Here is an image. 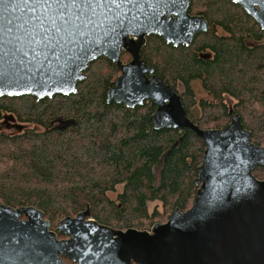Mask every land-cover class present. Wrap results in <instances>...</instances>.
I'll list each match as a JSON object with an SVG mask.
<instances>
[{
	"label": "water",
	"instance_id": "95a60500",
	"mask_svg": "<svg viewBox=\"0 0 264 264\" xmlns=\"http://www.w3.org/2000/svg\"><path fill=\"white\" fill-rule=\"evenodd\" d=\"M232 1L264 29V0ZM190 5L0 0V97L74 94L91 63L107 57L121 70L107 91L108 103L135 108L151 101L157 129L190 128L206 145L192 207L176 208L147 230L99 223L90 206L52 228L41 209L0 203V264H71L64 257L72 264H264V180L251 173L253 163H264V147L252 145L238 115L226 128H200L175 88L142 57L148 36L189 46L208 30L206 17L192 14Z\"/></svg>",
	"mask_w": 264,
	"mask_h": 264
},
{
	"label": "trees",
	"instance_id": "16d2710c",
	"mask_svg": "<svg viewBox=\"0 0 264 264\" xmlns=\"http://www.w3.org/2000/svg\"><path fill=\"white\" fill-rule=\"evenodd\" d=\"M190 12L206 17V32L189 46L148 36L142 57L174 88L178 81L186 84L182 101L188 112L193 79L201 78L219 97L215 104L203 102L196 121L201 126H220L230 118L222 91L237 98V107H257L240 115L264 142V45L248 44L262 31L232 0H191ZM207 52L209 57L199 55ZM122 58L131 57L124 52ZM119 74L114 62L101 57L74 94L0 97V120L12 115L24 125L0 129V203L41 209L52 228L90 206L92 218L123 230L150 229L176 208L192 205L206 149L202 138L190 128L157 129L151 101L135 108L108 103L107 91ZM60 119L71 121L61 125Z\"/></svg>",
	"mask_w": 264,
	"mask_h": 264
},
{
	"label": "flooded vegetation",
	"instance_id": "af4514ba",
	"mask_svg": "<svg viewBox=\"0 0 264 264\" xmlns=\"http://www.w3.org/2000/svg\"><path fill=\"white\" fill-rule=\"evenodd\" d=\"M257 8L259 9V6H257ZM254 21H255V23L257 25L256 29L259 30V31H262V32L257 34V37L260 38V39H258V40L254 39L252 41H248V44L251 45V46L264 45V29L262 28V25L260 24L259 21L255 20V19H254ZM217 29H221V28L217 27ZM204 32H206V31H204ZM200 33H202V32H200ZM124 52H126V51H123V53ZM123 53H122V55H123ZM126 53L129 54L128 52H126ZM199 55H202L203 57H209L210 53H208V52L207 53H199ZM130 57H131V55H130ZM131 59H132V57L129 60H124L122 58V60L124 62H129ZM120 72H121V70H120ZM189 85H190V88H191V90L193 92L194 102L192 104L189 103V102H186L187 105L189 106V112H188V110H186L184 104H183V106H184V108H185V110L187 112L188 117L196 125H198L202 129H211V128L223 129V128H226L231 123V121H232V119H233V117L235 115H238L240 120H241V122H242V118H241V115H240L241 112H245V110L257 109V107H255V106H253V107H245V105H241V104H240L239 107H237L236 106L237 98L234 95H232L229 92H227V91H222L221 92L222 101L226 104L225 107H227V110H228V112L231 115L230 118L228 119L227 122H223L220 126H216V124L209 125V126H201L196 121L201 117L200 113L203 110V102L208 101V103H210V104H215L217 102V99H219V97L216 98V96L213 95V93L211 91H209L207 88L204 87V84H203V81H202L201 78H196V79L191 80L189 82ZM185 89H186V84L183 81H178V84H177V87L175 88V90L181 96V100L185 96V92H184ZM182 103H183V101H182ZM155 108H156V106H155ZM18 123L19 122L17 121L16 117H14V116H13V118H6L5 116H3V119L0 120V129H7L9 131H13L15 129H18V127H17ZM65 124H66L65 122L61 123V125H65ZM242 124L244 125L243 122H242ZM58 125L60 126V124H58ZM244 128L248 132H250V141H251L252 145H254L256 147H260V148L264 147V142H262L260 140V138H258L257 133H254L251 129L246 128L245 126H244ZM175 129H183V128H175ZM203 142H204V140H203ZM205 147H206V145H205ZM253 158H255V155L253 156ZM201 164H202V162H201ZM251 173H252V176H253L254 179L264 180V163H260V162L253 163ZM198 175H199V172H198ZM195 185H196V183H195ZM196 188L198 190V186L197 185H196ZM195 197H196V195H195ZM194 200H195V198H194ZM194 200H193L192 205L194 204ZM192 205L190 207H192ZM65 237H68V236H65ZM66 262H68V261H66ZM68 263L72 264L73 262H68Z\"/></svg>",
	"mask_w": 264,
	"mask_h": 264
},
{
	"label": "rangeland",
	"instance_id": "374dc122",
	"mask_svg": "<svg viewBox=\"0 0 264 264\" xmlns=\"http://www.w3.org/2000/svg\"><path fill=\"white\" fill-rule=\"evenodd\" d=\"M3 130H6V129H3ZM158 171H159V168H158ZM120 189H121V186L118 187V190H119V191H120ZM115 196H116V193H111V197L114 198ZM155 204H156V203H151V204H150V209H151V210L153 209V207L155 206Z\"/></svg>",
	"mask_w": 264,
	"mask_h": 264
}]
</instances>
